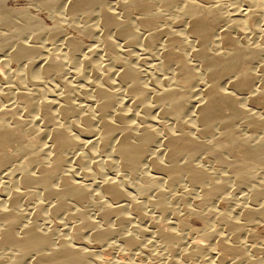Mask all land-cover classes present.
I'll return each instance as SVG.
<instances>
[{"label":"bare ground","instance_id":"obj_1","mask_svg":"<svg viewBox=\"0 0 264 264\" xmlns=\"http://www.w3.org/2000/svg\"><path fill=\"white\" fill-rule=\"evenodd\" d=\"M31 1L51 16L61 7L65 14L62 13L69 17L64 19L88 39H95L99 31L97 46L106 50L104 58L114 72L110 73L108 67L106 70L108 64L100 67L92 62L97 52L95 46L82 56L80 47L71 38L61 37L59 59H53V53H44L46 59H42L40 47L28 45L32 43L20 38L24 40L26 34H41L45 30L42 34L51 43L61 34L57 16L53 17L54 26L44 27L43 21L27 9H9L0 0V26L5 29L13 26L12 38H7L15 43L9 49L6 36L3 39L6 42L0 39V53L6 58L5 63H19L17 70L22 79L35 85L36 80L48 75L57 79L55 76L62 73L63 77V66L70 69L80 58L79 67H84L95 80L88 81L90 77L83 79L86 83L79 80L80 73L74 68L71 76L89 90L80 88L82 92L77 88L82 103H73L68 90L71 78L65 81L61 78L59 84L54 83L56 87L48 85L47 90L36 89L32 94L22 92L20 83L25 82L22 79L24 82L19 83L22 90L17 88L19 79L15 88L21 116L11 110L8 101L4 105L10 95L0 88L1 102L4 100L0 103V264L108 262L100 257L95 259L89 249L91 253L82 249L85 245L80 242V228L89 231L91 245L113 237L124 250L135 249L136 256L147 258L156 251L148 250L149 244L138 241L149 237L146 243L152 240L157 252L176 254L172 255L174 259L167 255L163 264H264V241L248 239L262 249L259 257L260 252L252 247L258 245L253 242L248 247L241 240L243 228L254 222L264 223V179L256 181L260 177L254 180L253 174L264 166V56L257 46L264 45V0ZM131 9L137 13L134 18H129ZM92 16L96 23L90 19ZM138 29L144 33L142 39L134 34ZM36 40L32 37L30 42ZM113 41L121 42L127 53H118ZM139 47L146 58L156 59V65L149 69L152 73L144 80L146 74L136 68L139 58L131 55ZM5 49L10 50L7 56L2 51ZM32 58L41 70H34L36 65L32 63L26 67L25 63L32 62ZM157 68L165 71L159 83L154 78ZM4 74L10 77L8 70ZM44 92L57 96L40 99ZM35 97H40L38 102H34ZM135 108L136 114L131 111ZM153 110L158 119L151 115ZM35 114L38 117L34 119ZM183 119L192 130L179 129ZM25 120L31 128L36 120L41 124L35 135L37 141L27 143L22 138L20 131L26 125ZM237 127L243 131L238 132ZM151 146L155 149L153 154L149 151ZM95 153L98 156L105 153L110 159L100 166ZM200 153L211 155L223 176L217 170L209 174L201 169L195 161ZM112 166L128 180L136 176L134 190L139 203L131 200L126 189L131 184H116L113 175L104 173ZM161 182L173 188L182 186L187 193L194 188L206 207L218 198H226L229 204L232 188L243 192L241 199L245 203L232 200L235 204L230 203L233 209L228 207L227 214L213 211L210 206L211 218L196 230L179 222L178 210L173 211L162 202ZM149 188L154 191L149 190L154 193L151 198L149 192L146 197ZM21 205L31 208L25 212L19 209ZM142 205L157 214L151 227L146 222L148 234L136 225L142 222L139 209ZM126 207L134 222L130 223L124 215ZM85 210L95 214L96 223L85 217ZM163 215L171 217L172 225L161 222ZM197 217L203 218L201 214ZM63 218L74 220L67 236L63 229L54 228L63 223ZM108 219H112L111 225L107 224ZM214 221L220 227L218 232L213 230ZM176 229L179 234L173 233ZM115 243L110 247L114 248ZM133 261L116 259L110 264H136Z\"/></svg>","mask_w":264,"mask_h":264},{"label":"rangeland","instance_id":"obj_2","mask_svg":"<svg viewBox=\"0 0 264 264\" xmlns=\"http://www.w3.org/2000/svg\"><path fill=\"white\" fill-rule=\"evenodd\" d=\"M4 1V3L6 4L5 6L7 7V8H9V9H13V10H22V9H27L28 10V12H30L31 13V15L32 16H34L36 19H39V20H42L43 21V24H44V27H50V26H54L55 24H54V22H55V20H57L56 22H57V26L58 27H60V31H61V34H59V35H57L56 37L57 38H55V39H53L52 41H51V43L49 42H47L46 41V36L45 35H43V34H45V30L44 31H41L42 33L40 34H34V33H30V34H33V36H31L30 34H26L25 35V37H24V40L22 39L23 37L21 36V38H20V40H22V42H26V41H29V43H32V44H28V45H36L35 47H40V52L42 53V54H40V56L41 55H44V56H42V59L44 58V59H46V57H45V54H51V53H53L52 55V58L53 57H55L56 59H59V54L61 53V48L62 47H60V41H61V37H63V39H65V38H68V39H73V41L75 42V43H77L78 44V46L80 47L79 49V51H80V53H81V55L82 56H84V55H88L89 54V52L90 51H92V50H94L95 49V47H96V49H95V52H96V50H97V54L95 53L94 55H95V57H94V55L92 56L93 58H92V62L95 64V65H100V67L103 65V66H106V64H108L105 68H106V70L108 69V71L109 70H112L111 69V67H110V65H109V63L107 62V60H105V58L104 57H106L107 56V52H106V50L104 49V48H101V47H98L97 45H98V42H97V38H98V36L100 35V34H98V33H100L99 31L96 33V38L94 39V37H93V39H94V42H93V39H88V38H86L85 36H83L77 29H75L74 27H72V26H70V24H69V22H68V19L67 18H69L68 16H66V15H64L65 13H64V11H63V9L60 7V9H58V11H56V12H58V13H55V15L58 17H56L55 15V20L53 19V17L54 16H51V15H49L48 13L46 14L45 13V9L44 8H41L40 6H38L37 4H35V3H33L31 0V2L29 1V0H3ZM62 11H63V13H62ZM59 12H60V14H59ZM63 14V16L61 17V15ZM60 15V16H59ZM49 16V17H48ZM64 16H66L67 18H65V19H67V20H65L64 19ZM135 16H137V13L135 12V10H133V9H131L130 10V12H129V18H134ZM93 17V16H92ZM90 18V19H92V21L93 22H95L94 20V17L93 18ZM60 18V19H59ZM94 19V20H93ZM51 20H52V22H51ZM63 20H64V22H66L65 24H64V22H63ZM59 21V22H58ZM92 21H90V23H92ZM61 22V23H60ZM96 23V22H95ZM94 23V24H95ZM93 24V23H92ZM60 25V26H59ZM137 29V28H136ZM6 31L8 32V34L6 33ZM14 31V29H13V26L12 27H9V29H5V28H2V26H0V39H2V41L3 42H10V41H12L11 43H6L7 45H8V48L10 49V48H13V46H14V40H11V38H12V36H11V32H13ZM108 33V35L107 36H109L110 37V35H109V33L110 32H107ZM106 33V34H107ZM142 35H141V34ZM134 34H136L137 36H138V38L139 39H142L141 37L143 36V31L142 30H136V31H134ZM140 34V35H139ZM60 35H62V36H60ZM5 36H6V38H5ZM7 36H9V37H11V38H7ZM45 36V37H44ZM136 36V37H137ZM32 37H34V39H37L36 40V42H30V39L32 38ZM36 37H38V38H36ZM5 38V40H3ZM29 39V40H28ZM42 40V41H41ZM95 40H96V42H95ZM38 42V43H37ZM55 42V43H54ZM60 42V43H59ZM81 43V44H80ZM94 43V44H93ZM113 43H116L114 46H115V49H117V51H119L118 53H120V52H122V53H125L126 52V48L123 46V44L120 42H115V41H113ZM118 43V44H117ZM5 44V47L7 46ZM12 44V45H11ZM37 44H38V46H37ZM96 44V45H95ZM33 45V46H34ZM47 46V47H46ZM92 46V47H91ZM95 46V47H94ZM258 47H260V49H261V52H262V56H264V45H257ZM59 47V48H58ZM82 47V48H81ZM87 47H89V48H87ZM98 47V48H97ZM7 48V47H6ZM101 48V49H100ZM135 48H137V47H135ZM134 48V52L132 51V53H131V55H132V57L133 56H135V55H137L136 57H135V59H138L139 58V60L138 61H140V63L138 64V61H137V63H136V65L138 66V67H136V68H138V70H139V72L141 73V72H143L144 74H146V75H144V77H143V80L145 79V77H147L150 73H152V71L151 70H149L150 69V67H151V65H156V59H155V61H154V57H152V58H150V60L148 59V58H146L144 55H142L141 54V52H140V47L138 48V49H135ZM157 48H159V46L158 47H155L154 48V51L155 50H157ZM9 49H7L8 51L6 52V49L5 50H2V51H4L3 53H5V55L7 56L8 54H9ZM44 49V50H43ZM60 49V50H59ZM84 49V50H83ZM98 49L99 50H101V51H98ZM89 52H88V51ZM59 51V52H58ZM82 51H84V52H82ZM87 51V52H86ZM137 51V52H136ZM45 53V54H44ZM58 53V54H57ZM83 53V54H82ZM127 53V52H126ZM140 54V55H139ZM0 62L1 61H4V63H5V61H6V58H5V60H4V58H3V54H2V52L0 53ZM97 55V56H96ZM106 55V56H105ZM40 56H38L39 58H41ZM141 56H143L144 57V59L142 60H140V58H142ZM101 57V58H100ZM33 59V58H32ZM31 59V60H32ZM54 59V58H53ZM120 59V58H119ZM79 61H80V58H79ZM78 60L77 61H75V64L76 65H73V67L72 68H67V67H64L63 66V69L65 70V71H63V77H61L62 76V73H58L55 77L57 78V79H55V78H53V77H51V76H47V77H45V78H43V79H45V80H43V79H38V80H36V83H38L37 81H39V83L38 84H36L35 83V85L37 86V88H36V86L34 85V83L33 84H29L27 81H25L24 79H22L23 78V76L21 77V73H20V71L19 70H17V68H19L18 66H19V63H17V62H10V63H0V88H3V91L4 90H6V91H8L7 93L10 95V97H7L6 99H8V100H5V104L4 105H8V103L11 105L10 107H11V110H14V112L17 114V113H21L20 111L18 112V110L20 109V106H21V102H20V98H19V96H18V94H17V89L15 88V87H17V83H18V86L19 87H17V88H20V86H21V88H23V90L20 88V90H22V92H27V93H29L30 91H31V94L33 93V91H35L36 89V91H38V92H40V91H42L43 90V88H44V90H47V88L46 87H48V85L49 86H51V85H54V87H56V84H54V83H58V80L60 79L61 80V78H62V80L63 81H65L66 79H70V81L72 82L71 83V89H72V91H71V89H68V90H70V95H71V100L73 101V103H82V101H81V98L79 97V95L77 94V93H79L80 91H82L83 92V90H85V91H88L89 89H88V87H87V90L85 89L86 88V86L85 85H83V84H81L80 82H78V81H75V80H78V79H75L74 80V77L73 76H71V72L72 71H75V69L76 70H78V72L80 73L79 75H78V77L80 78L79 80H82L83 81V79H86L87 80V78H89L88 79V81H90V79H91V81L93 80V81H95L94 80V78L91 76V74L89 75L88 74V72L84 69V67H82L81 68V66L79 67V65H78V62H79ZM96 63H95V62ZM135 61V60H134ZM135 61V62H136ZM152 61V62H151ZM35 61H34V59L32 60V62L30 61V62H27V64L25 63V65H26V67H29L30 65L32 66V64H33V66H35L36 64L34 63ZM155 62V63H154ZM16 63V64H15ZM29 63H30V65H29ZM32 63V64H31ZM143 63V64H142ZM149 63H151V64H149ZM7 64V65H6ZM9 64V65H8ZM27 65H29V66H27ZM64 65V64H63ZM38 66V67H37ZM78 66V67H77ZM102 66V67H103ZM108 67V68H107ZM33 68V67H32ZM39 68H40V65H36L33 69L34 70H39ZM75 68V69H74ZM32 69V70H33ZM67 69V70H66ZM74 69V70H73ZM146 69H147V71H146ZM157 69H159L158 70V72H153L154 73V78H155V80H156V82H160L161 80H162V78H164L165 77V71H163L162 69H160V68H157ZM5 70V71H4ZM8 70V72H9V75H10V77L8 76V77H6V75L4 74L6 71ZM40 70H41V68H40ZM114 70V69H113ZM109 71L110 73L111 72H114V71ZM143 70V71H142ZM15 73H14V72ZM17 71V72H16ZM157 71V70H156ZM64 72H66L65 74H64ZM69 72V73H68ZM160 72V73H159ZM18 73V74H17ZM19 73H20V75H19ZM13 74L16 76V77H14L13 76ZM3 76H5V77H3ZM157 76V77H156ZM161 76V77H160ZM5 78V79H4ZM16 78H18L16 81H15V79ZM47 78H48V80H47ZM65 78V79H64ZM20 79V81H18ZM24 80V81H22V80ZM10 82H9V81ZM51 80V81H50ZM53 80V81H52ZM57 82H56V81ZM86 80H84L83 82H87ZM5 81V82H4ZM18 81V82H17ZM43 81H45V82H43ZM92 81V82H93ZM17 82V83H16ZM20 82H24V83H20ZM41 82V83H40ZM145 82V81H144ZM21 85H20V84ZM28 83V84H27ZM48 83V84H47ZM14 84V85H13ZM41 84V85H40ZM46 84V85H45ZM59 84V83H58ZM57 84V88L59 87V85ZM77 84V85H76ZM161 84V83H160ZM35 87H34V86ZM30 86V87H29ZM32 86V87H31ZM74 88H73V87ZM6 87V88H5ZM76 88V89H75ZM77 88H78V90H80V88H84L83 90H80V91H77ZM16 89V90H15ZM74 89V90H73ZM0 90H2V89H0ZM40 90V91H39ZM58 91H59V89H57ZM57 91V92H58ZM21 92V91H20ZM45 94H48V95H46L45 96V94L43 95V97L41 96V98L40 97H35L34 99V102H36L37 100H38V98H40V99H43V98H48L49 100L50 99H54V97L55 96H57V95H54L53 93H52V95H51V93H46V92H44ZM30 94V93H29ZM58 94V93H57ZM49 95H50V97H49ZM48 96V97H47ZM3 100V99H2ZM76 100V101H75ZM126 100V99H125ZM4 101V100H3ZM3 101L1 102V99H0V103L1 104H3ZM7 101H8V103H7ZM18 102V103H17ZM38 102V101H37ZM241 105H244V103H241ZM14 106V107H13ZM19 107V108H18ZM18 108V109H17ZM17 110V111H16ZM132 111V113H134V112H138L137 111V109L135 108V110L133 109V110H131ZM252 112V111H251ZM18 114V115H19ZM134 114H136V113H134ZM151 115L153 116V117H155V119H158V115H157V113H155L154 112V110L151 112ZM188 115H190V114H188ZM19 116H21V114L19 115ZM34 117H38V115H34L33 116V118ZM136 117V116H135ZM157 117V118H156ZM35 119V118H34ZM187 121L186 119H183L181 122L182 123H180L179 122V129L180 130H182V131H189V130H192V128H190L191 126L190 125H188L185 121ZM35 121V120H34ZM166 122V121H165ZM39 125H38V124ZM167 124L169 123V122H166ZM171 123V122H170ZM26 124V125H25ZM180 124H182V125H180ZM24 128L23 129H21V135H22V138L24 139V141H26L27 143L28 142H31V141H37L39 138H36V133H37V131L39 130V129H41V124L38 122V120H36L35 121V123H34V125H32V128H31V124H29L28 123V121L27 120H25V122H24ZM29 125V126H28ZM237 125V124H236ZM236 125H235V127H236ZM37 126V127H36ZM188 126H190V127H188ZM34 127V128H33ZM181 127V128H180ZM154 128H156V126H154ZM238 129H240L239 127H237ZM31 129H33V130H31ZM189 129V130H188ZM237 130V129H236ZM33 131V132H32ZM243 130H242V128L238 131V132H242ZM24 132V133H23ZM240 134V133H239ZM36 135V136H35ZM33 136H35V137H33ZM41 139V138H40ZM40 141V140H39ZM44 140H41L40 141V144L43 142ZM44 143V142H43ZM45 145V144H44ZM46 146V145H45ZM41 147H43V144H42V146ZM153 146H151L150 147V149H149V151H151V153L153 154V152L155 153V149L154 148H152ZM159 149H157V151H158ZM149 151H148V153H149ZM96 155V160L98 161V163H99V165L101 166L103 163H104V161H107L108 159L107 158H109L105 153L104 154H102V153H100V156H98V153H95ZM151 154V155H152ZM107 157H106V156ZM104 156V157H103ZM110 159V158H109ZM197 159V160H196ZM102 160V161H101ZM224 160V159H223ZM195 161H196V163H197V165L199 166V167H202L201 169H204L205 170V172L206 173H216V171L215 170H217V169H219V166H218V163L217 162H215V160L213 159V157L211 156V155H209V154H197L196 155V157H195ZM199 161V162H198ZM17 162V161H16ZM114 162V161H113ZM115 163V162H114ZM114 167L112 166V169H110V170H108V171H105V170H103L104 171V173H109V174H111V175H113L114 176V178H116L115 179V182H117L116 184H119V185H122V186H128V185H130V186H128V188L126 187V189H128L127 190V194H129V196L131 197V200L134 202V201H136V202H134V203H139L140 202V199L138 198V196H137V194H136V190H134V189H136V184H137V179H136V176L135 175H133L132 177H130L129 178V180H128V178L126 177V176H124L122 173H120V171L118 170V168L116 167L115 169H113ZM145 168V167H144ZM143 167L141 168V169H144ZM261 169H263V171L261 170ZM257 170H259V172L257 171ZM110 171V172H109ZM146 171V170H145ZM209 171V172H208ZM218 171V170H217ZM219 171L221 172V170L219 169ZM218 171V173H220ZM254 173V178L256 177H260L258 180H256V178L254 179V180H256V181H259L260 179V181H262L263 179H264V166L262 167V168H260V169H255L254 171H253ZM222 174H223V172H221ZM220 173V175H222ZM256 174H257V176H256ZM107 175V174H106ZM105 175V176H106ZM122 175V176H121ZM148 175H150V176H153L151 173H148ZM223 176V175H222ZM14 177V176H13ZM108 177V176H107ZM155 177V176H154ZM15 178V177H14ZM106 178V177H105ZM263 178V179H262ZM135 179V180H134ZM15 180V182L17 181V178L16 179H14ZM134 180V181H133ZM259 181V182H260ZM121 183V184H120ZM134 183H136V184H134ZM162 183V182H161ZM126 184V185H125ZM132 184H134V186L132 185ZM162 186H160V184H159V186L161 187L159 190L161 191V194H162V196H163V198H162V196H161V200H163L162 202L164 203V204H166L167 203V205L169 206H171L170 208L173 210V211H177V214H176V218H177V220L179 221V222H181V223H184V224H186V225H189L190 227H192L193 229H200V228H202L203 227V221L204 220H209L211 217H210V212H211V210L213 209V211H215V210H217V211H219V212H222V214H227V212H229L228 210H230V209H228V207H230L231 209H233L232 207H231V205L232 204H235L234 202H235V200H239L237 203L238 204H242V203H245V201L243 202L242 201V199H241V197L243 196V192H237L236 190H234L233 188H232V190L230 191V200H231V202H233L231 205H230V203L231 202H229V204L228 203H226V201L227 200H225L224 198H221V199H217V200H212L210 203H208L207 205V207H206V204H203L202 203V201H201V198L200 197H197V195H196V193H197V191H195V189L193 188V191H191L190 190V192H192V194L189 192V193H187V192H185V189L183 188L182 189V186H178L177 188H173V187H168L167 185H165V184H161ZM132 186H133V188H132ZM166 186V187H165ZM165 187V188H164ZM163 188V189H162ZM131 189V190H130ZM133 189V190H132ZM151 192H154V191H152V189H147L146 190V197H147V195H148V197L149 198H151V195H154V193H151ZM129 192V193H128ZM149 192V193H148ZM196 192V193H195ZM242 193V194H241ZM172 195V196H171ZM186 195V196H185ZM232 195V196H231ZM240 196V197H239ZM38 197V196H37ZM165 197V198H164ZM235 197V199H233ZM192 198V199H191ZM238 198V199H237ZM165 199V200H164ZM183 199V200H182ZM240 199H241V201H240ZM102 200H104L103 198H102ZM182 201V202H181ZM225 201V202H224ZM166 202V203H165ZM226 203V204H225ZM248 203H250V202H248ZM214 204V205H213ZM216 204V205H215ZM184 205V206H183ZM186 205V206H185ZM198 205V206H197ZM210 206H211V208H210ZM20 208L19 209H21L22 211H24L25 210V212H26V210H30V206L29 207H25V208H23V206L21 205V206H19ZM140 207H144L143 209L142 208H139L140 209V212L142 213V222H139V223H136V225L138 224V227L140 226L141 228L140 229H142V231L145 233V234H148V232H149V230H150V228H149V226L151 227L152 226V223L155 221V218H156V212L153 210L152 211V209L150 208V207H146V205L145 206H140ZM208 207L210 208V209H208ZM27 208V209H26ZM71 208V207H70ZM181 208V209H180ZM79 209V208H78ZM183 209V210H182ZM185 209H187V210H185ZM83 211H84V209H82ZM127 211V207L124 209V211ZM227 211V212H226ZM86 212V213H85ZM85 212H84V214L86 215H84L86 218H88V219H90L89 221H91V222H93V223H96L97 222V220H96V217H95V214L92 212V211H87V210H85ZM154 212V213H153ZM224 212V213H223ZM226 212V213H225ZM92 213V214H91ZM130 212H129V210L124 214V215H127L126 217H127V219L129 220V222L131 223V221L132 222H134V220H133V218L131 217L132 215L131 214H129ZM144 213V214H143ZM197 214H199V216H200V214L203 216V218H198L197 217ZM128 215H130V216H128ZM146 216V217H145ZM211 216H212V213H211ZM131 217V218H130ZM154 219H153V218ZM163 218L161 219V222L162 223H166V224H169L170 223V225H172L171 224V220H170V216H168V215H163L162 216ZM146 220H145V219ZM169 218V219H168ZM64 220H63V223H59V225L58 224H56V225H58V227L55 225V229L58 231V230H60V229H63V231H65V233L64 234H66V236L68 235L67 234V232H69L70 231V229H72V226L74 225V220H69L68 218L65 220V218H63ZM132 219V220H131ZM163 219H165V220H167V222L165 221V220H163ZM202 219V220H201ZM109 221H107V222H109V223H107V224H110L111 225V223H112V219H108ZM143 220H145L144 222H143ZM150 220V221H149ZM164 222H163V221ZM148 221V223H150V225L148 226V223H146ZM67 222V223H66ZM152 222V223H151ZM63 224V225H62ZM61 225V226H60ZM134 225V224H133ZM60 226V227H59ZM71 226V227H70ZM148 227V228H147ZM212 227H213V230H218V231H220V227H219V225L217 224V221H214V224L212 225ZM60 228V229H59ZM143 228H145V229H143ZM242 230H244L243 231V237H241V240L243 241V242H245L244 244L247 246L248 245V247H249V244H250V246H251V244H253V242L254 241H252V240H256L258 243H260L261 241V239H262V241H264V223H258V222H254L251 226H249V227H245V228H243ZM246 230V231H245ZM79 231H81L80 232V242L81 243H83V245H87V247H82V249L84 250L85 248V251H88V252H92V254H94V258L96 259H98V257H100L103 261H108V262H104V264H110V263H113V262H115L116 261V259H117V262H120V261H133V262H136V264H163L164 262L163 261H165V257L167 256V255H170L171 254V257H172V259H174V256H176V254L173 252V254L172 253H168L167 252V254L166 255H164L165 253H163V252H157L158 250L156 249V248H154V247H156L155 246V244L153 243L152 244V240H149V243L147 242L146 243V241H148V239H151V238H149L148 237V239H147V237H146V240H145V237H144V239H141V241H138V242H140V244H142V245H145L146 244V246L149 244V249L148 250H150V251H156V252H154L153 253V255L154 256H152V257H150V258H147V257H141V256H136L137 254L134 252L135 251V249H126V250H124V248L121 246V245H118V242H116V241H118V240H116V238H113V237H110V238H108V240L107 241H105V240H103L104 242H107V243H103V241H100V242H97V243H95V244H89V242H88V240H89V238L87 237L88 235H89V231L87 230V229H84V228H80V230ZM176 231H177V229H176ZM176 231H174L173 233H175V234H179L178 233V231L176 232ZM217 231V232H218ZM248 233V234H246V233ZM183 236V235H182ZM244 236H246V237H244ZM248 236V237H247ZM83 237V238H82ZM260 238V239H259ZM84 239V240H83ZM111 239H114V240H112L111 241ZM248 239H252V240H248ZM66 240H68V238L66 239ZM143 240H145V242L143 241ZM83 241V242H82ZM110 241V242H109ZM260 241V242H259ZM115 243V247L113 248V244ZM142 242V243H141ZM151 242V243H150ZM113 243V244H112ZM256 242H254V244H255ZM99 244V245H98ZM91 245V246H90ZM110 245H113V246H111L110 247ZM153 245V246H152ZM255 245H258V244H255ZM121 246V247H120ZM154 248L155 250H151L150 248ZM252 247L253 248H256V250L255 251H257V253L258 252H260V253H258V255H259V257H261L260 255H261V248H260V250H259V245L258 246H253L252 245ZM90 251H89V250ZM129 252H128V251ZM127 251V252H126ZM133 251V252H132ZM90 252V253H91ZM125 252V253H124ZM131 252V253H130ZM170 252V251H169ZM172 252V251H171ZM133 254V255H131L130 256V254ZM124 254V255H123ZM161 254V255H160ZM175 254V255H174ZM95 255H97V257L95 256ZM172 255H174V256H172ZM125 256V257H124ZM128 256V257H127ZM161 256V257H160ZM100 258H99V260H100ZM125 258H127V259H125ZM135 258V259H134ZM106 259V260H105ZM125 259V260H124ZM128 259H130V260H128ZM131 259H133V260H131ZM111 260V261H110ZM113 261V262H112ZM232 264H239L238 262H233Z\"/></svg>","mask_w":264,"mask_h":264}]
</instances>
